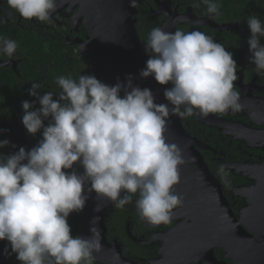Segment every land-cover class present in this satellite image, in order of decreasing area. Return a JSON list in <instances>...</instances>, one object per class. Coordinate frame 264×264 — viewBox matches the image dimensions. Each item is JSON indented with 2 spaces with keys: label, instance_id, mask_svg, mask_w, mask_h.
<instances>
[{
  "label": "clouds",
  "instance_id": "1",
  "mask_svg": "<svg viewBox=\"0 0 264 264\" xmlns=\"http://www.w3.org/2000/svg\"><path fill=\"white\" fill-rule=\"evenodd\" d=\"M203 3L210 18L220 14V0ZM7 4L24 19L45 23L61 0ZM131 6H137L136 0ZM246 23L254 71L264 76V22L250 15ZM144 46L149 59L139 75L171 84L163 93L167 103H157L152 89L134 85L131 74L127 83L115 85L95 75H61L56 81L61 91L42 95V85L31 84L29 95L39 107L37 101H22V123L42 138L31 149L0 153V240L8 242L6 256L15 254L21 264H92L94 252L102 247L95 226L99 218L85 237L72 234L69 217L84 209L93 191L121 209L135 196L141 221L171 223L173 210L183 204L175 186L186 163L184 149L168 140L171 118L241 111L234 84L238 64L222 43L199 29L170 32L157 26ZM18 47L17 41L0 36V56L11 60ZM7 145L16 147L10 139L0 140V148ZM217 174L230 186L224 165Z\"/></svg>",
  "mask_w": 264,
  "mask_h": 264
},
{
  "label": "flooded vegetation",
  "instance_id": "2",
  "mask_svg": "<svg viewBox=\"0 0 264 264\" xmlns=\"http://www.w3.org/2000/svg\"><path fill=\"white\" fill-rule=\"evenodd\" d=\"M136 3L137 13L134 18L137 20L136 27L142 45L139 28L145 30L152 23L155 27L165 29L172 24L174 31L180 29L190 32L199 29L234 54L233 58L238 64V80L234 84L240 92L243 109L235 113L229 110L223 115L193 116L181 121L187 132L198 140L196 148L203 155L210 171L220 181L233 212L240 218L242 210L254 199V191L259 190L261 195L264 194V188L260 187H264V172L259 173L258 168L255 170L256 165L264 164V76H259L254 71L252 53L247 42L251 32L246 23L250 15H256L264 22V0H220L222 7L215 18L207 15V6L203 0H136ZM80 9L81 3L78 0H61L52 19L39 23L36 18L24 19L9 8L7 0H0V36L13 39L19 45L11 60L7 56H0L3 63L0 68H7V72L18 78L7 82L12 84L14 91L25 88L29 93L31 84L38 82L42 85V91L59 93L61 89L56 82L58 76L72 74L74 78H78L83 74L82 70L72 69L70 63L73 60H80V66L88 67L86 75H92L96 68L100 74L101 64L96 63L92 52H83L81 49L80 42H85L90 32L84 23V16L78 19ZM261 42L264 43V39ZM33 44L43 47L45 52L34 54L35 49L31 48ZM70 49L72 54L68 57ZM33 55H44L45 58L39 62L44 69H41L38 81L28 78L22 70ZM30 76L35 74L31 73ZM3 121L6 124L4 131L8 132L7 138L16 147L7 145L0 148V153H13L19 147L31 149L36 146L22 120L15 121L16 128L7 120ZM220 165H224L230 173V186H225L217 174ZM74 168L83 171L79 164L74 165ZM135 199L134 196L133 202L123 209L112 205L102 213L107 227L106 238L111 248L117 252L118 264L121 257L134 264H152L155 259L163 258L165 232L182 221L173 219L169 224L158 226L141 221L135 208ZM80 218V213L73 214L75 235L80 234ZM214 254L219 261L234 263L221 246L215 247ZM92 262L106 264L95 259ZM0 264L13 262L7 261L5 254L0 253Z\"/></svg>",
  "mask_w": 264,
  "mask_h": 264
},
{
  "label": "water",
  "instance_id": "3",
  "mask_svg": "<svg viewBox=\"0 0 264 264\" xmlns=\"http://www.w3.org/2000/svg\"><path fill=\"white\" fill-rule=\"evenodd\" d=\"M78 2L81 3L78 19L84 16L90 32L88 39L80 42L81 49L83 52L91 51L96 63L101 64V79L115 85L119 81L127 83V76L131 74L134 85L152 89L157 103H167L163 93L171 84L161 85L154 77L141 78L139 75L149 56L137 31L134 18L137 8L131 6V0ZM164 30L174 32V26H166ZM0 64L3 63L0 61ZM167 136L169 142H175L184 149L186 158L180 170L181 180L175 186L183 196V204L173 210V219L182 221L165 232L164 257L155 259L152 264H227L216 258L214 249L217 246L226 250V256L233 260V264H264V194L254 191V199L238 218L223 193L220 181L196 148L198 140L187 132L179 117L171 118ZM256 169L259 173L264 172V164L256 165ZM112 205L111 201L93 191L79 212L80 234L85 237L91 235L93 221L99 218L95 226L101 231L102 247L93 255L95 260L106 264H118L119 258L107 241V227L102 214ZM121 258L119 264H134Z\"/></svg>",
  "mask_w": 264,
  "mask_h": 264
},
{
  "label": "trees",
  "instance_id": "4",
  "mask_svg": "<svg viewBox=\"0 0 264 264\" xmlns=\"http://www.w3.org/2000/svg\"><path fill=\"white\" fill-rule=\"evenodd\" d=\"M152 27L154 28L155 26H153V24L151 23V24H149V26H147V28H145V30H143L142 28H139V31L142 34L143 46H144V42L147 41L148 34L151 31ZM31 48L35 49L34 54H42L45 52L44 48L38 46L37 44L31 45ZM144 49H145V46H144ZM71 54H72V50L67 52L68 57L71 56ZM88 54H90V53H88ZM84 56H86V54H84ZM43 60H45L44 55H41L38 57L33 55V57H31L26 62V64L22 67L24 74H27L28 78H35L36 81H38L39 77H40L41 69H44L39 64V62H41ZM32 65H34V66L32 67ZM70 65H71L72 69H74V70L75 69H77L79 71L82 70L81 72L85 75L88 73L87 72V70H89L88 67L87 66H80V60H73L70 63ZM7 71H8L7 68H0V140L9 139V138H7V135H6V133H8V132L4 131V130H6V124H5V121H3V120H7L13 128H16L15 121L22 120V116L24 114V111L22 108V101H24V100H28L30 102L37 101V98L29 95V93L26 91L25 88H23L21 90L14 91L11 87L12 84L7 83V82H13L18 78L16 76H14L12 73L7 72ZM31 73L35 74V76H30ZM91 74L95 75L99 80L103 81L100 77V74H99V71L97 70V68L94 70V73H91ZM41 79H42V81L44 80V78L42 76H41ZM52 80H54L53 77H52ZM19 83L21 84L20 80H19ZM42 90L43 89L38 90L41 95L44 94V92H45ZM35 107H39L38 101L36 102ZM45 123L47 124V121H45ZM30 137L33 140V142L35 143V145H37L39 140L42 138L41 133H37L35 135L30 134ZM73 214H75V212H73L70 215L69 223L72 227V234L75 235V224H74L75 221L73 220ZM7 245H8V242L6 240H1V243H0V253L1 254L4 253V249ZM6 257H7V261H9V262L12 261L13 264L21 263L20 261H18L16 259L15 254H12V255L6 256Z\"/></svg>",
  "mask_w": 264,
  "mask_h": 264
}]
</instances>
